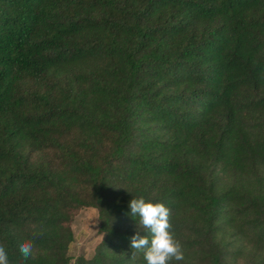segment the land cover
Listing matches in <instances>:
<instances>
[{"label": "trees", "instance_id": "16d2710c", "mask_svg": "<svg viewBox=\"0 0 264 264\" xmlns=\"http://www.w3.org/2000/svg\"><path fill=\"white\" fill-rule=\"evenodd\" d=\"M134 198L170 210V264H264V0H0L9 264H70L83 208L75 264H145Z\"/></svg>", "mask_w": 264, "mask_h": 264}, {"label": "clouds", "instance_id": "9594fccd", "mask_svg": "<svg viewBox=\"0 0 264 264\" xmlns=\"http://www.w3.org/2000/svg\"><path fill=\"white\" fill-rule=\"evenodd\" d=\"M129 207L131 214L139 217V227L148 233L146 236H141L137 231L130 238L132 249L144 250L145 264H170L173 260L182 261L184 259L182 245L175 239L174 233L171 231L170 210L164 204L146 202L143 198H134L130 201ZM33 248L32 240L20 244L19 251L24 260L32 256ZM134 256L135 254H133V258ZM0 264H9L8 255L3 245H0Z\"/></svg>", "mask_w": 264, "mask_h": 264}, {"label": "rangeland", "instance_id": "374dc122", "mask_svg": "<svg viewBox=\"0 0 264 264\" xmlns=\"http://www.w3.org/2000/svg\"><path fill=\"white\" fill-rule=\"evenodd\" d=\"M70 227L74 237L68 250V255L71 258L70 264H75V260L80 256L91 259L102 240L97 210L83 208L77 211Z\"/></svg>", "mask_w": 264, "mask_h": 264}]
</instances>
